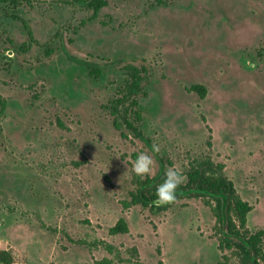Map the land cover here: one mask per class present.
Instances as JSON below:
<instances>
[{
	"label": "rangeland",
	"instance_id": "rangeland-1",
	"mask_svg": "<svg viewBox=\"0 0 264 264\" xmlns=\"http://www.w3.org/2000/svg\"><path fill=\"white\" fill-rule=\"evenodd\" d=\"M106 1L95 17L56 0L0 4V250L15 264H217L200 198L122 203L140 152L152 178L211 154L252 206L248 228L264 229V0ZM127 65L147 68L145 140L108 109ZM120 217L129 232L110 235Z\"/></svg>",
	"mask_w": 264,
	"mask_h": 264
},
{
	"label": "trees",
	"instance_id": "trees-1",
	"mask_svg": "<svg viewBox=\"0 0 264 264\" xmlns=\"http://www.w3.org/2000/svg\"><path fill=\"white\" fill-rule=\"evenodd\" d=\"M25 0H0V4L14 9L18 8ZM70 4H83L92 11L95 17L106 6V0H56ZM161 3L162 0H154ZM126 79L118 88L116 98L108 109L115 117L116 128L129 130L136 138L144 139L136 123L142 121L141 109L138 103V95L143 91V82L146 80L147 68L144 65H127ZM91 76L97 78L101 71L89 68ZM191 90L197 91L200 97L205 96V88L194 85ZM2 105L4 101H1ZM120 120V121H119ZM145 140V139H144ZM147 141V140H146ZM207 146L211 147L208 141ZM161 165L164 158L159 159ZM224 164L216 163L211 154L189 155L188 168L185 171L187 180L177 189V199L182 196L200 198L207 206L215 219L213 227L214 235L218 241V250L221 252L217 264H264V229L251 231L247 226L248 214L252 206L242 199L237 192L233 181L224 173ZM161 172L155 177H146L141 180L136 177V188L130 193V201H124L123 208L133 205L142 207L166 208L170 203L154 204L158 202L156 187L165 177ZM176 199V200H177ZM175 200V201H176ZM110 235L126 234L129 232L125 218L120 217L116 223L108 229ZM0 263L15 264L10 249L0 250Z\"/></svg>",
	"mask_w": 264,
	"mask_h": 264
},
{
	"label": "clouds",
	"instance_id": "clouds-1",
	"mask_svg": "<svg viewBox=\"0 0 264 264\" xmlns=\"http://www.w3.org/2000/svg\"><path fill=\"white\" fill-rule=\"evenodd\" d=\"M153 151L158 152L159 146H154ZM154 158L146 152H140L132 162V172L141 180L153 171ZM187 176L182 170L169 168L164 179L156 187L158 202L171 203L177 199L178 187L186 182Z\"/></svg>",
	"mask_w": 264,
	"mask_h": 264
},
{
	"label": "water",
	"instance_id": "water-1",
	"mask_svg": "<svg viewBox=\"0 0 264 264\" xmlns=\"http://www.w3.org/2000/svg\"><path fill=\"white\" fill-rule=\"evenodd\" d=\"M154 204H157V205H159V204H162L161 202H155Z\"/></svg>",
	"mask_w": 264,
	"mask_h": 264
}]
</instances>
